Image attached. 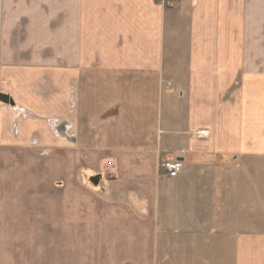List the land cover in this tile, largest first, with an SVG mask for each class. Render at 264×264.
I'll return each instance as SVG.
<instances>
[{"label":"crops","instance_id":"0c3cea01","mask_svg":"<svg viewBox=\"0 0 264 264\" xmlns=\"http://www.w3.org/2000/svg\"><path fill=\"white\" fill-rule=\"evenodd\" d=\"M0 264H264V0H0Z\"/></svg>","mask_w":264,"mask_h":264},{"label":"rangeland","instance_id":"374dc122","mask_svg":"<svg viewBox=\"0 0 264 264\" xmlns=\"http://www.w3.org/2000/svg\"><path fill=\"white\" fill-rule=\"evenodd\" d=\"M159 3V2H158ZM164 7V6H163ZM167 8V7H165ZM50 152H43V168H42V191L45 193H53L52 190H56V185H55V180L54 178H52V168H51V164L49 162V160H51L53 157L55 158L56 155H54V153H52V155H50ZM9 157L12 160L11 166L8 168L9 171V176L11 178V182L12 185L15 184L14 180L18 177L19 175V171H20V167H18V165L16 163H14V159H19V152H11ZM8 158V157H6ZM78 160V158H76V161ZM18 179V178H17ZM49 197V195L47 196ZM7 201V200H6ZM54 199L52 198H48V199H43V203H41L43 205V207H51L53 204ZM61 201V199L59 200V202ZM15 203H17L16 199L12 200L11 205H15ZM36 204H40L39 202H37ZM10 205V204H8ZM10 205V206H11ZM92 237H93V232H92ZM94 251H95V247H91V254L94 255Z\"/></svg>","mask_w":264,"mask_h":264},{"label":"built area","instance_id":"2783aa9c","mask_svg":"<svg viewBox=\"0 0 264 264\" xmlns=\"http://www.w3.org/2000/svg\"><path fill=\"white\" fill-rule=\"evenodd\" d=\"M164 7H171L176 0H157ZM160 170L164 176L169 178L177 177L183 169V164L179 160H166L160 163Z\"/></svg>","mask_w":264,"mask_h":264}]
</instances>
